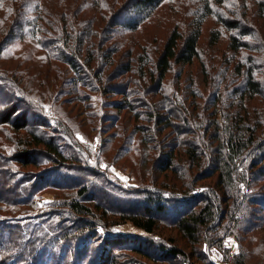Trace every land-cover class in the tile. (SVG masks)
Listing matches in <instances>:
<instances>
[{"label":"trees","instance_id":"trees-1","mask_svg":"<svg viewBox=\"0 0 264 264\" xmlns=\"http://www.w3.org/2000/svg\"><path fill=\"white\" fill-rule=\"evenodd\" d=\"M96 1L99 3L97 7L103 10L108 30L114 28V32L118 30L131 34L148 22L166 0H123L118 7L121 0ZM229 3L233 1L229 0ZM259 3V11L264 13V0ZM47 7L45 0H0V56L15 41H31L43 52V61L47 66L60 63L77 76V80L65 84L75 85L73 91L85 88L105 95L116 94L123 99L117 103L121 104L116 107L119 112L134 114L140 106L157 135L156 140H147L159 141L150 151L154 150L159 157H155L157 163L150 162V186L140 188L142 192L117 190L128 194L129 199L114 200L108 194L107 185L110 186V183L102 173L88 166V153L75 139L74 133L65 125H59L61 129L55 131L50 124L51 119L39 105L42 101L34 97L32 91L38 85H47L51 80L54 82L51 74L39 73L31 77L28 75L31 72L25 70L30 79L20 82L0 71V139L5 138L10 147L0 143V264H143L130 259L128 253L153 262L179 264L189 261L188 264H196L189 260L186 252L174 246L173 240L154 238L162 224L176 229L193 246L197 252L194 258L203 264H213L207 261L199 246L209 239L213 241L216 238L217 241V237L212 238L211 229L222 226L223 219L234 217L237 207L231 210L228 205L230 200L233 206L237 204L238 208L241 207L239 181L256 188L264 180L263 119L255 115L252 120L251 114L246 112L248 103L245 104L246 97L250 100L255 96L264 98V84L255 75L256 71L250 66L243 69L245 65L242 63V68L239 63L234 71L227 72V81L236 87V91L230 88L236 97H231L227 114L220 99L204 100L195 88L196 92L191 91L182 99V106L168 101V87L164 82L168 74L175 68L192 67L200 61L202 22H199L187 36L175 28L155 60L143 55L138 62L131 56L133 61L121 69L123 81H117V85L108 91L105 84L108 77L104 79V75L95 72L99 56L85 46L90 39L86 31L88 24L80 22L78 15L80 17L86 12L80 7L73 13L70 24L63 25L62 22L67 19L66 12L58 11L56 15L54 9ZM243 8L242 4L240 9ZM228 13L230 16L227 19L217 18L228 32H236L229 39V49L234 54L256 52L253 46L262 41L256 35L257 30L239 10ZM114 32L109 38L105 35L103 40L95 43L111 65L108 72L114 69L115 59L119 57V48L113 42L116 38ZM212 34V44L216 45L219 33ZM253 67L259 68V65ZM133 76L144 83L146 92L154 85L147 101L143 99L138 104L129 101L128 97L135 96L137 92L130 90L128 93L125 87L141 83H133ZM239 77H243L244 81L238 84L235 78ZM34 82L38 83L34 85ZM177 85L180 86L179 83ZM47 92L43 94L47 95ZM237 96L240 99H236ZM199 100L203 106L199 105ZM234 103L239 111H235ZM221 106L225 116L219 119ZM35 113L39 116L34 117ZM135 118L140 116L135 113ZM181 120L185 126L179 124ZM24 132L26 135L21 134ZM146 136L150 138L152 131ZM259 136L263 138L258 140ZM165 139L169 143H163ZM141 145H148L146 139L141 141ZM28 168L39 172L26 170ZM240 168L243 173H239ZM188 174H193L194 186L215 179L218 190H212L213 198L207 195L193 197L192 182L185 181ZM163 175L165 177L161 179ZM84 182L89 185L82 189ZM91 189L100 195L101 200H83ZM49 191L67 192L72 196L63 202L50 204L48 207L53 211L30 217L39 209L42 196ZM111 200L116 205L111 204ZM250 200L259 208L264 207V193H256ZM117 203H121L122 207ZM110 214L117 216L123 224L131 223L145 236L113 237L93 254L92 250L97 251L93 249L97 244L91 243V240L95 241L100 227L106 230ZM253 220L256 226L259 215L257 220ZM237 258L239 261L235 264L245 261L244 254Z\"/></svg>","mask_w":264,"mask_h":264},{"label":"rangeland","instance_id":"rangeland-1","mask_svg":"<svg viewBox=\"0 0 264 264\" xmlns=\"http://www.w3.org/2000/svg\"><path fill=\"white\" fill-rule=\"evenodd\" d=\"M232 1L233 3H229V0H166L148 22L137 32L131 34H123L118 32V30L114 32V28L112 31L108 30L107 22L103 19V10L101 11L100 8L97 7L99 3L96 0L90 2H85V0H45V5L54 9L53 13L55 14L58 11L66 12L67 19L65 20L66 22H62L63 25L70 24L69 22L73 13L80 7L86 12L83 15L81 14L80 17L78 15V20L80 22H87L88 24L86 31L90 39H87L88 43H85V46L92 54L99 56V58H97L99 64L98 67L95 68V72L99 75H104V79L108 77L105 81V84L107 83L108 85L106 88L108 91H111L113 86L117 85V81H123L124 77L121 69L133 61L130 59L131 56L138 62H140L139 58L143 55L149 58V60H155L175 28H177L183 36H187L196 24L202 22L200 61H196L192 67H184L182 69L175 68L168 74L167 79L164 81L165 87H168L166 97H168L167 100L171 103L182 106V99L187 97V93L190 94L191 91L196 92L193 90L195 88L201 93V97H203L204 100H211L213 97V100L220 99L227 114L228 105H231V97H236L234 94L235 92L230 89L234 88L236 91V87L227 81V72L231 73L234 71L239 63L243 68V63L245 65L243 69L250 66L256 71L255 75L257 78L264 84V13L259 11L258 8V4H260L259 2L262 0ZM122 2L123 0H121L116 7L121 5ZM207 3L209 4L208 7ZM242 4L245 8H243V10L240 9L242 8ZM246 8L251 9L247 10ZM238 10L239 13L249 21V24L257 30L256 35H259L262 39V41H259L258 44L253 46L256 52L240 51L239 54H234L229 49V39L232 35H236V32H228L218 23L217 17L221 16L227 19V17L230 16L228 12L232 14L236 13ZM113 32L116 37L113 42L117 43L119 48V54L117 56L119 57L115 59L116 66L114 69L108 72V67L111 65L106 62L104 54L98 51L95 43L98 42L99 39L103 40L105 35L109 38L112 36ZM214 32L219 33V40L216 45L212 44V33ZM6 54L9 55L7 59H4L6 58ZM10 55L12 57H10ZM138 64L139 63H137V65ZM137 65L132 64V67L137 68ZM253 65H259V68L253 67ZM178 69L182 72L180 73ZM227 69L230 71H227ZM25 70L31 72L28 74L31 77H35L39 73H45L51 74L50 77L54 78V82L51 80L47 85L45 83L38 85L35 91H32L35 94L34 97L36 99L40 98L39 100L42 101L39 105L44 108V113L51 119L50 124L55 131L61 129L59 125H65L69 131L74 133L75 139L88 153L86 154L88 166L102 173L110 183V186L107 185L108 194L113 196L114 200L122 201V199H129L128 194L117 190H136L142 192L140 188L150 186L148 182L151 181V177H149L148 169L152 168L151 163L155 160L156 155V159L159 157L158 153L156 154L153 152L154 150L152 152L150 150L155 147L159 141L152 142L156 140L157 135L155 134L156 131L153 124L147 122V117L143 114L144 109L138 106L134 112L137 113L140 118H135V113L131 114L125 111L119 112L116 109L117 106H121V104L117 105V103L123 101V99L116 94L105 95L85 88H80L78 92H76V90L73 91V88L76 87L75 85H65L69 81L77 80V76L71 69L60 63H50L47 66L43 61V52L33 42L15 41L9 44L4 54L0 56V71L23 82V79L27 81L30 79V77L25 74ZM132 81L138 85L140 82L141 83L139 86L132 85L125 87L128 93L130 90L137 92L135 96L128 97L129 101L136 102V104L143 99L147 101L154 89V85L146 92L143 88L145 86L144 83L140 81L137 76H133ZM242 81H244L243 77L235 78V82L238 84ZM37 83L38 82H34V85ZM177 83H179L180 86L177 85ZM226 83L227 85H225ZM25 87L30 90L28 86ZM46 91H48L47 95L43 94V92ZM229 93L233 94V96ZM236 99H240V97L237 96ZM245 99V104L246 102L248 103V110L246 109V112L251 114V119L253 120L255 115H257V117L263 119L264 124V98L255 96L251 100L249 97ZM236 102L239 103L238 100H236ZM199 105L203 106L201 100H199ZM233 105L235 111H239L237 104L234 103ZM221 109L222 114H220L219 119L225 116L223 107ZM63 114L64 117H62ZM161 114H163V112ZM38 116V113L34 114V117ZM55 120L57 121L56 123ZM182 120L179 124L185 126L186 124ZM189 121L192 123L194 122L192 119H189ZM150 131H152V136L147 138L146 135H149ZM262 133L263 132L260 134ZM21 134H25V132ZM81 137L83 141L80 139ZM152 138V141L147 140ZM261 138L263 137L259 136L258 140H261ZM145 139L148 144L147 146L141 145V141H145ZM157 139L159 140V135ZM165 142L167 144L169 140L165 139L163 143ZM0 143L6 148H10L5 138H1ZM144 162H146V164ZM154 162L157 163L156 161ZM183 165H185V168L188 167L187 164ZM26 170L39 172V170H34L32 168ZM239 173H243V169L240 168ZM188 175L185 181L191 183L194 176L193 174ZM164 177L163 175L161 179ZM215 182V179L207 180L197 183L196 186H194L192 182L190 186L192 190L191 194L193 197L207 195L213 198L212 190H218ZM88 185L89 184L84 182L81 188L88 187ZM239 188L242 193L241 207L238 208L237 204L233 206L232 200H230L228 204L230 209L233 210L234 207H237L234 217L229 216L227 220L223 219L224 222L222 226L211 229V236L212 238L217 237V241L216 238L213 241L209 239L199 246L201 253L207 257V261L210 263L235 264V261H239L237 257L244 254L245 263L243 262V264H264V207L259 208L250 200V197L256 195V193H264V180L258 183L256 188H252L248 184L246 185L239 181ZM70 195L72 196V194ZM70 195L67 192H47L41 198L39 209L34 211L30 217L53 211L48 207L50 204L63 202L69 199ZM97 199H100V195L94 193L92 189L87 193L86 197L83 198V200H92L95 202H97ZM219 199L220 198H218V200ZM114 200L113 202L111 200V204L116 205ZM117 205L122 207L121 203H117ZM258 215L259 220L256 226H254L255 221L253 219L255 218V220H257ZM108 220L109 222L106 223L108 226L106 230L100 227L95 241L91 240V243L97 244V246L95 245L93 247V249L97 250H92L93 254L99 252L104 242L108 239H113V237L145 236L144 232L135 228L131 223L123 224L122 220L118 219L117 216L111 215ZM216 223H218V221ZM254 236L259 238V240H256L257 238ZM160 237L165 241L169 239L173 240L174 246L186 252L189 255V260L193 261V263L203 264L201 261L194 258L197 252L193 246L189 245L187 241L179 235L176 229L162 224L154 238L159 240ZM127 255H130V259L141 261L143 264H168L157 261L153 262L136 254L128 253ZM188 262L189 261L179 262V264H188ZM136 264L141 263L136 262Z\"/></svg>","mask_w":264,"mask_h":264},{"label":"snow or ice","instance_id":"snow-or-ice-1","mask_svg":"<svg viewBox=\"0 0 264 264\" xmlns=\"http://www.w3.org/2000/svg\"><path fill=\"white\" fill-rule=\"evenodd\" d=\"M80 139L83 141V138H82V137H81ZM42 206H43V205H42Z\"/></svg>","mask_w":264,"mask_h":264}]
</instances>
